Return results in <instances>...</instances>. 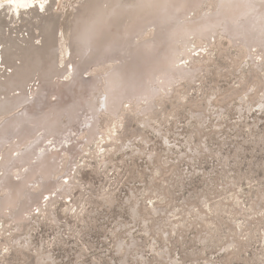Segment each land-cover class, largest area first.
<instances>
[{"label":"rangeland","instance_id":"rangeland-1","mask_svg":"<svg viewBox=\"0 0 264 264\" xmlns=\"http://www.w3.org/2000/svg\"><path fill=\"white\" fill-rule=\"evenodd\" d=\"M77 2L54 9L61 62ZM216 2L204 0L195 15ZM208 46L194 80L157 96L148 114L133 103L104 113L69 189L36 203L31 221L0 216V264H264L263 72L222 33ZM107 69L92 64L87 75ZM146 116L152 126L141 124ZM62 159L61 173L69 154Z\"/></svg>","mask_w":264,"mask_h":264},{"label":"bare ground","instance_id":"bare-ground-1","mask_svg":"<svg viewBox=\"0 0 264 264\" xmlns=\"http://www.w3.org/2000/svg\"><path fill=\"white\" fill-rule=\"evenodd\" d=\"M58 1L24 0L33 6L19 9L0 0V113L28 101L0 123V188H8L0 216L16 222L31 221L36 203L69 189L81 145L100 134L104 113L133 103L148 114L157 96L194 80L219 34L247 47L264 77V0H217L199 15L194 8L204 0H79L63 62ZM99 62L110 69L87 75ZM151 119L141 124L152 126Z\"/></svg>","mask_w":264,"mask_h":264},{"label":"snow or ice","instance_id":"snow-or-ice-1","mask_svg":"<svg viewBox=\"0 0 264 264\" xmlns=\"http://www.w3.org/2000/svg\"><path fill=\"white\" fill-rule=\"evenodd\" d=\"M7 3L12 5V4H19V9H26L28 7H31L33 5H30L28 3H25L24 0H7Z\"/></svg>","mask_w":264,"mask_h":264}]
</instances>
